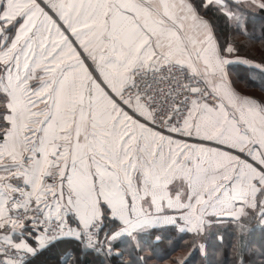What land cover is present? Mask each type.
Instances as JSON below:
<instances>
[{"label": "snow or ice", "instance_id": "1", "mask_svg": "<svg viewBox=\"0 0 264 264\" xmlns=\"http://www.w3.org/2000/svg\"><path fill=\"white\" fill-rule=\"evenodd\" d=\"M0 264H264V0H0Z\"/></svg>", "mask_w": 264, "mask_h": 264}, {"label": "trees", "instance_id": "2", "mask_svg": "<svg viewBox=\"0 0 264 264\" xmlns=\"http://www.w3.org/2000/svg\"><path fill=\"white\" fill-rule=\"evenodd\" d=\"M255 54H257V55H258L259 53L257 52V53H255Z\"/></svg>", "mask_w": 264, "mask_h": 264}]
</instances>
